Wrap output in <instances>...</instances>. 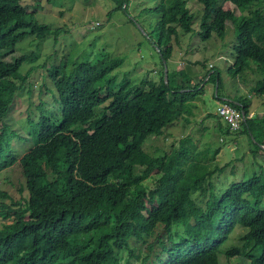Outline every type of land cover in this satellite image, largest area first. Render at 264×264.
I'll return each mask as SVG.
<instances>
[{
    "label": "trees",
    "instance_id": "trees-1",
    "mask_svg": "<svg viewBox=\"0 0 264 264\" xmlns=\"http://www.w3.org/2000/svg\"><path fill=\"white\" fill-rule=\"evenodd\" d=\"M187 1L156 0L154 45L166 67L176 25L190 31ZM197 1L202 38L215 33L223 39L232 22L237 43L228 71L235 76L255 66L262 75L252 91L264 96V0ZM34 14L23 0H0L1 116L22 63L35 57L15 51L16 43L27 35H59ZM121 63L103 50L71 70L65 59L46 72L50 87L39 85L50 98L36 105V118L27 117V132L6 133L0 125V172L18 165L24 191L0 203V264H222V253L236 256L232 264H264V167L257 163L252 174L230 179L234 174L224 173L225 166L210 167L216 150L208 156V147L197 149L189 136L171 155L147 153L146 139L190 111L202 80L192 86L182 69L167 67L166 80L161 71L158 83L128 85L112 76ZM225 103L245 117L239 131L219 123L220 135L238 142L245 133L252 158H264V116L248 117L243 99ZM22 138L33 146L16 156L11 144ZM237 228L241 247L223 252Z\"/></svg>",
    "mask_w": 264,
    "mask_h": 264
},
{
    "label": "rangeland",
    "instance_id": "rangeland-1",
    "mask_svg": "<svg viewBox=\"0 0 264 264\" xmlns=\"http://www.w3.org/2000/svg\"><path fill=\"white\" fill-rule=\"evenodd\" d=\"M23 4L35 12L37 22L51 29L57 28L59 35H48L43 39L27 35L16 43L15 51L33 53L35 57L22 63L17 73L20 78L14 80L17 89L9 94L11 99L14 98L5 115L1 116L0 111V125L6 133H9V128L19 129L22 135L27 132V117L36 118V105L45 97L50 98L49 91L40 88L44 83L50 87L49 78L44 79L46 72L65 59L67 69L71 70L73 65L90 60L103 50L122 59L121 65L112 74L117 82L125 79L128 85L144 80L158 83L163 63L154 45L156 0H23ZM221 4L235 14L241 13L231 2L218 1V5ZM186 5L192 17L190 31L184 32L176 25L178 36L172 40L173 53L167 67L170 71L182 69L192 86L202 80V90L190 104V111L168 125L161 135L149 136L143 149L152 155H171L178 148L180 140L189 136L197 149L208 147V156L216 150L215 156L209 159L210 167L225 166L224 173L234 174L230 179L238 181L256 171L258 164L264 167V158H252L245 133L240 134L238 142L224 139L218 124L225 127V123L220 120L221 117L216 119L212 116L217 114V107L226 102L222 99H243L248 103L250 117L259 119L264 116V96L252 91L262 74L255 66L235 76L230 74L228 69L232 66L233 49L237 43L235 25L226 22L223 39L215 33L203 39L200 33L202 5L197 0H188ZM260 7L264 10V1ZM102 94H105V90ZM31 145L32 139H16L11 144V150L17 156L22 152L19 149L28 150ZM142 168L136 164L134 170L140 172ZM22 188L23 177L18 165L0 172V203L19 199L24 193L20 191ZM3 193L10 198L2 196ZM2 224L0 219V228ZM241 232L240 228L233 232L223 252L234 246L241 247ZM131 246L138 245L131 241ZM123 255L127 256V253ZM219 258L222 264L238 261L234 255L225 258L224 253Z\"/></svg>",
    "mask_w": 264,
    "mask_h": 264
},
{
    "label": "built area",
    "instance_id": "built-area-1",
    "mask_svg": "<svg viewBox=\"0 0 264 264\" xmlns=\"http://www.w3.org/2000/svg\"><path fill=\"white\" fill-rule=\"evenodd\" d=\"M216 113L231 131L239 130L245 117L242 112L236 110L228 103L220 104L216 109ZM250 116L251 114L248 115V117Z\"/></svg>",
    "mask_w": 264,
    "mask_h": 264
},
{
    "label": "water",
    "instance_id": "water-1",
    "mask_svg": "<svg viewBox=\"0 0 264 264\" xmlns=\"http://www.w3.org/2000/svg\"><path fill=\"white\" fill-rule=\"evenodd\" d=\"M163 71H164V79L166 80V77H167V67H166L165 64H164V70Z\"/></svg>",
    "mask_w": 264,
    "mask_h": 264
},
{
    "label": "crops",
    "instance_id": "crops-1",
    "mask_svg": "<svg viewBox=\"0 0 264 264\" xmlns=\"http://www.w3.org/2000/svg\"><path fill=\"white\" fill-rule=\"evenodd\" d=\"M177 70H181V69H177ZM225 100H228V99H222V101H225ZM252 113V112H251ZM169 127V126H168ZM167 129V128H166ZM165 130V129H164Z\"/></svg>",
    "mask_w": 264,
    "mask_h": 264
}]
</instances>
